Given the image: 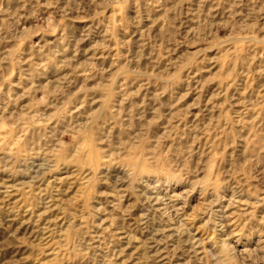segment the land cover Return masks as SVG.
<instances>
[{"label":"clouds","instance_id":"1","mask_svg":"<svg viewBox=\"0 0 264 264\" xmlns=\"http://www.w3.org/2000/svg\"><path fill=\"white\" fill-rule=\"evenodd\" d=\"M185 8L196 26L182 33ZM191 43L204 45L200 55L217 50L204 59L221 66L223 103L149 135L178 77L147 67L160 68L161 49ZM81 57L100 78L92 111L88 90L82 99L68 89ZM107 57L136 70L117 83ZM67 68L47 115L25 119L39 111L37 81ZM149 85L151 121L132 101ZM233 85L247 95L229 96ZM0 126V264H264V0H0ZM57 169L75 174V195L39 187Z\"/></svg>","mask_w":264,"mask_h":264},{"label":"rangeland","instance_id":"2","mask_svg":"<svg viewBox=\"0 0 264 264\" xmlns=\"http://www.w3.org/2000/svg\"><path fill=\"white\" fill-rule=\"evenodd\" d=\"M193 5L198 4V0H192ZM211 6V3L205 5V11H207L208 7ZM216 13H220L221 9H216ZM185 15L181 17L184 20V25L181 27V32L186 33L189 29L194 28L196 26V20L193 18L192 13L187 11L185 8ZM217 20L220 19V16L217 15ZM48 26L52 28V32L55 33L56 28L55 24L52 20L48 21ZM26 27H30V25H26ZM227 32V29L221 28L218 32L220 37H223ZM40 33H37L34 36H31V41L33 43L39 40ZM21 47L28 46L27 38H21L20 41ZM204 47L202 43H191V44H181L174 49H170L169 52H165L164 49H161V60L159 61L160 68L156 67H147L149 72L155 74L163 68L171 77L178 79H173L170 83V86L166 91L163 92V95L159 97V103L163 105L161 108L162 113H168L167 116H162V118L155 123L152 124L151 131L149 135L153 133L157 135H163L164 128L167 127L168 120H174L180 128H183L186 123H191L194 119H199L201 115V109L207 105L210 109L213 107L215 103H223V97L218 94V85H220L221 80L223 79V73L221 70L220 64L215 63V61L210 62L208 59H204V56L214 57L217 54V50L215 48H208L203 55L199 54V49ZM169 61L176 63L177 67L175 68H167L165 67ZM188 61L190 64V68H185L184 62ZM145 62H141L144 65ZM227 63V59L225 58V65ZM99 65V62H96V66ZM103 66L106 70L111 69L113 72V78L116 79V82L119 83L123 77L119 75L120 71L131 72L135 71V66H124L123 68H115L112 66V58L107 57L103 61ZM145 67H141L139 70L144 71ZM76 71L79 73L73 80L72 84L68 85V89L75 92L77 96L82 99L85 98L84 91L82 89L88 90L87 100L88 104L91 105L89 111L99 108L101 103V93L96 92L93 95L92 89L95 88L96 84L99 82V77H93V72L88 66L87 62L83 57L80 58V65L75 66ZM73 73L72 68L64 69L62 75H54L52 69H49L47 72V76L41 77L37 83H39L44 89V92H40L37 94L38 103V112H33L31 114L25 113L24 118L28 119L31 116V119H37L38 115L43 113L47 115V112H44V105L51 100V97L47 94L48 91L52 93H56L60 88L64 87V84L67 80L72 79ZM107 75V71L105 72ZM62 77L66 78L63 82H61ZM11 80L14 84L17 83L18 74L13 73L11 75ZM55 82V83H54ZM131 84V79L128 81ZM255 87V85H253ZM138 85H132L130 90H135ZM66 89V90H68ZM23 91L24 89H20ZM227 94L229 96H241L247 95V92L244 89H241L239 92L236 91V86L233 85L226 89ZM154 92V86L149 85L148 89L140 88V94L138 96L132 97V101L141 104L144 108V115L148 121L153 119L152 112L150 109L149 103L145 102V93L149 96ZM94 101V102H93ZM233 103L236 104V110L242 106L235 99H233ZM88 104L85 105V108L88 107ZM226 107V106H225ZM51 111V109H48ZM81 112L84 111V108L80 109ZM231 113H229L230 115ZM164 127H161V126ZM38 126H43V121L38 120ZM3 127L0 126V138L3 137ZM119 132L118 128L112 129V134L115 135ZM170 144L171 141H168ZM106 142L101 141V143L96 146L97 150H102L105 148ZM89 145H85L86 150L89 149ZM46 185H56L59 189L64 191L66 195L63 198H68L75 195L79 182L76 179L75 174L71 170L65 169H57V171L51 174L46 178L45 184H41L39 187L43 188ZM34 191L39 192V188L34 187ZM16 196H13L12 199H16ZM18 223V222H17ZM16 224H13L15 227ZM25 227H27L25 225ZM24 231V228H21V232Z\"/></svg>","mask_w":264,"mask_h":264}]
</instances>
